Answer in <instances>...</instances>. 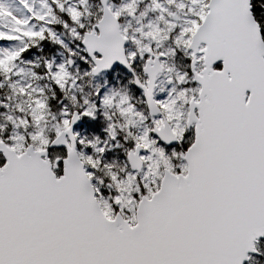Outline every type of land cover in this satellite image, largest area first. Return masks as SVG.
Here are the masks:
<instances>
[{"label":"snow or ice","instance_id":"6c2138e0","mask_svg":"<svg viewBox=\"0 0 264 264\" xmlns=\"http://www.w3.org/2000/svg\"><path fill=\"white\" fill-rule=\"evenodd\" d=\"M20 2L30 16L18 18L0 5V27L10 29L0 30V40L35 44L47 34L62 43L46 26L57 22L55 5L66 12L63 27L91 59L86 74L99 73L113 61L133 73L131 82L143 90L152 127L135 134L131 128L147 119L145 114L127 95L116 99V93L97 90L100 104L114 105L123 120L109 124L108 135L116 139L118 127L133 142L127 158L135 171L121 176L114 165L103 163L105 195L99 187L105 180L96 174L102 162L95 155L105 148L73 131L81 117L94 118L96 104L84 98L83 111L63 110L50 137L44 90L10 82L12 94L24 98L16 110L27 115L6 119L15 128L32 130L27 137L17 132L7 142L0 138V264H243L249 252H258L256 242L264 237V0H151V10L168 17L176 14L165 4L174 6L183 23L178 26L162 14L163 27L141 25L135 29L138 36L117 22L124 13L135 15L136 0L115 9L102 0V15L87 29L82 22L89 15L87 0L67 8L66 0H41V13L33 12L27 0ZM33 18L42 22L39 30L29 26ZM173 32L175 47L154 51L150 42L159 48ZM129 40L135 51L125 55ZM27 47L0 54L4 80L22 71H14L15 62ZM176 49L188 58V71L176 72V83L197 86L174 87L168 97L155 99L156 76L174 71L160 57ZM138 53L144 59L143 81L131 66ZM216 61L222 66L214 67ZM45 68L61 91L75 85L64 63L46 61ZM189 126L194 135L186 148L166 151L162 145L184 141ZM50 145H63V151L52 157ZM175 159L183 162L177 165Z\"/></svg>","mask_w":264,"mask_h":264},{"label":"flooded vegetation","instance_id":"af4514ba","mask_svg":"<svg viewBox=\"0 0 264 264\" xmlns=\"http://www.w3.org/2000/svg\"><path fill=\"white\" fill-rule=\"evenodd\" d=\"M139 7H137L136 11H139ZM121 23V22H120ZM146 43H149V41H145ZM154 51H162L163 47H164V42H162V44L160 45L159 48H157L155 42H150ZM126 49L127 52H129V50L131 49L132 51L135 50V45L131 42L130 40L127 41L126 43ZM147 55V54H145ZM137 61H132L131 62V66L132 69H134L135 71V76L139 77L142 81L146 78L145 77V73L143 72V64H144V59L140 57L139 53L137 54ZM112 70H117L119 72L117 78L113 77L112 79L109 80V74L108 72H102L99 74L98 77L95 78V86L97 85V87H101L102 85V81L104 80V78H107V86L110 88V90L112 91V93H116V99H119V95L123 94V95H127L130 99V102L135 104L136 109L143 112L145 114V116L147 117V119L143 120V121H138L136 127L131 128V131H133L135 134L140 135L143 133L145 127H152V117L148 116V106L145 102V97L143 94V90L140 89L136 84L132 83L131 81L134 79L133 77V73H130L127 71V69H122L120 66H115ZM113 71V72H114ZM101 75H106V76H101ZM14 75L11 77V80H4L3 76H0V89L3 88L5 86V84H9L12 81H15ZM170 82L169 80H167L166 78H164V70L162 72H160L156 78H155V82H154V87L152 89L153 91V96L155 99H164L165 96L163 93L158 92V90L160 89V84L162 82ZM172 81V80H171ZM5 83V84H4ZM171 83L173 84H169L168 87L169 89H173L174 87H176L177 89L184 86V87H196L197 85L193 82V81H189L186 82L185 84H177L175 82L172 81ZM8 88V87H7ZM103 89H100V95L102 93ZM107 95H112L110 93H108ZM173 95H175V93H173ZM94 97L92 99V101L90 102H94L96 104V108H95V116L93 117H81L83 119H85L89 125L92 128L86 129L84 131V134L86 135V137L88 136V133L91 132V136L93 140L96 141H100V143L103 145V147L105 148V151L103 153V156L105 155V153H110L111 156V160H110V164L111 162H114L117 158L118 161V155L120 154H124L125 157H120L121 160H126L127 163V168L125 170L122 171H118V172H122V174H127L128 172H131V166L129 165L128 162V158H127V151L128 149L132 146V140L131 137H127V132L124 130H121L120 128H116V132H117V136L116 139H112L109 135H108V125L109 124H113L116 125L117 123H123L122 118L120 117L118 111L116 110L115 106L113 105L112 107H107V106H103L100 104V98ZM84 99V98H83ZM83 100L80 101V112L83 111L84 108L87 107V105H84ZM0 110H6L7 108L10 109V111H12L13 109H11L12 107H15L17 103H19L18 99H14V98H10L9 95L7 96L6 94L3 95V97L0 100ZM7 105V107H4V105ZM67 108H64L63 110H65ZM68 110V109H67ZM74 110L70 111L73 112ZM104 113H107L108 116L106 117L104 115ZM159 113L156 114V118H159ZM90 122H92V124H90ZM12 128L14 129V127L12 126ZM83 129L84 128H80L79 131H81L83 133ZM192 126H189V128L186 130L185 134H184V141L177 143V142H172L171 144L168 145H162L165 147L166 151H171V149L175 148L178 152L181 151L183 148H186L187 146V142L192 138ZM127 137V138H126ZM86 140H88V138H86ZM116 161V163H117ZM181 160L179 159H175L173 162L177 165H179L181 162ZM115 168V167H114ZM103 194L107 195V192L105 190L102 191Z\"/></svg>","mask_w":264,"mask_h":264},{"label":"rangeland","instance_id":"374dc122","mask_svg":"<svg viewBox=\"0 0 264 264\" xmlns=\"http://www.w3.org/2000/svg\"><path fill=\"white\" fill-rule=\"evenodd\" d=\"M140 1L142 3V8L139 10V12L137 13L136 16H134V15L130 16V18L132 20V24H133V25L130 26L131 28L134 27L136 29L137 27H140L142 25V23H141L142 21L145 23V25H148L149 23H153V24H159L161 27H163L164 26L163 22L158 19V17L160 15H162V14L165 16L166 19H171V17L167 16V13H161L159 9H157L155 11L151 10V0H140ZM27 2L31 6L33 12H37L38 11L36 8H34L35 7L34 2L36 3L38 8H39V5L42 4L41 0H27ZM123 2H126V0H123ZM19 3L21 4L20 0H0V5H3L5 8H7L9 11H11L14 16H16L18 18H25V17L30 16L31 13H29L28 10L25 7H24L23 10H20L21 6L18 9V4ZM72 4H76V6H79L78 5V0H66L65 8H67L69 5H72ZM86 7H87L88 12H89L90 8H88L89 7L88 2L86 4ZM165 7H167L169 11L174 12L176 14L177 19L175 20V22H176V24L178 26L181 25L183 23V19H184L183 13L180 12L179 10H177L174 6H171V5L165 4ZM37 13H39V11ZM141 13H144V15H141ZM84 18H85V20L90 21L91 16L90 15H86V16H84L82 18V22L85 24V20H83ZM155 18L157 20H159L157 23H154V21H153ZM5 23H8L7 19L5 20ZM32 25H35V23L31 19L29 21V26H32ZM37 29H38V27L36 28V30ZM0 30L9 31L10 29L6 28V27H0ZM176 31H178V28H177ZM76 41H78V43L80 45V41L77 40L71 34V38H70V42L71 43H68V55H73L75 57V58L72 57V59L74 60L75 63H74L73 68L68 69V70H69V72L72 75L75 76L76 79H78L79 77H83L86 74V70H85V65H82L83 62H82L81 57L82 56L84 57L83 52H82L81 56L78 55L79 52H78V54L76 52L77 49H78ZM24 42H25V39L7 41L5 44L0 45V54H3L5 51H13V50H17L19 48H22ZM66 55H67V53L65 51L56 52L55 56L52 57L53 65L55 66L56 64L64 63L65 66L67 67V65H66L67 58H65ZM171 56H172V54L164 56L166 62L169 61ZM35 65H36V63H35ZM17 69L22 70V71L19 72L20 76L24 77L25 75L28 74V68L24 67L19 62L16 63V70ZM47 77H49V76H47ZM16 82L18 84H24V82H22V81L21 82L16 81ZM69 84H70V81H69ZM102 84L104 85V82H102ZM36 85H39V84L36 83ZM94 87H95V92H97V89H98L97 85L94 86ZM66 88H70V87L66 86ZM108 93H109L108 91L104 90L101 93V95L108 94ZM46 128H49V127L46 126ZM54 129H55V126H54ZM16 133L17 132H14L13 135L16 134ZM260 250L262 251V257H260V258H256V257L252 258L251 259L252 261L249 262V264H264V244H263L262 247H260Z\"/></svg>","mask_w":264,"mask_h":264},{"label":"water","instance_id":"95a60500","mask_svg":"<svg viewBox=\"0 0 264 264\" xmlns=\"http://www.w3.org/2000/svg\"><path fill=\"white\" fill-rule=\"evenodd\" d=\"M101 3H102V0H101ZM102 5H103V7H104V4L102 3ZM116 62V61H115ZM119 62V61H118ZM217 62V61H216ZM249 253H251V252H249ZM244 262V261H243Z\"/></svg>","mask_w":264,"mask_h":264}]
</instances>
